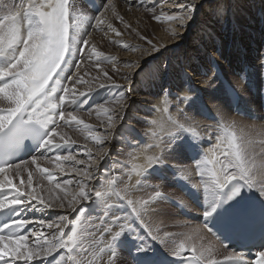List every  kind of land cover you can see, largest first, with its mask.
Returning a JSON list of instances; mask_svg holds the SVG:
<instances>
[{
	"label": "snow or ice",
	"instance_id": "snow-or-ice-1",
	"mask_svg": "<svg viewBox=\"0 0 264 264\" xmlns=\"http://www.w3.org/2000/svg\"><path fill=\"white\" fill-rule=\"evenodd\" d=\"M205 4L209 18L196 35L195 48H203L213 68L207 86L217 82L212 90L227 102L228 113L243 120H264L242 96L253 76L264 80V49L257 50L254 63L244 64L236 73L243 82L239 91L216 71L212 53L219 54V48L212 25L227 19V0H124L123 11L118 0H13L0 4V264H177V260L179 264H247L245 252L232 248L231 241L237 237L243 239L242 247L257 249L254 264H264V139L257 141L252 129L245 131L235 119L226 123L217 119L203 101L205 89L194 87L164 55L168 45L154 43L125 19L133 9L143 10L152 21L173 25V41L182 40L198 8ZM115 21L148 45V59L120 61L98 51L89 29L120 37L123 33ZM120 46L133 52L141 50L129 44ZM185 59L190 63L194 58ZM103 61H111L112 74L101 69ZM88 64L98 70L96 75L81 71ZM121 64L132 71L121 72ZM203 75L207 76V71ZM134 76L140 77L145 87L160 84L157 95L163 97L166 112L170 111V98L176 101V117H168L169 129L162 135L153 130V126L160 127L159 121L137 119V123L148 125L143 135L154 142L145 151L153 146L158 149L145 156L143 164L135 163L140 153L129 152L125 162L112 158L123 155V148L117 150L114 143L117 132L124 147L135 149L144 143L141 134L126 124ZM172 78L180 80L192 95H179L180 84L174 95L171 87L164 85ZM100 90L111 94L96 101L93 98ZM222 109L223 105L218 111ZM93 112L103 132L82 118ZM198 117L214 123L200 131ZM74 128L87 131L93 142L91 147L82 146L84 159L72 151L77 141L69 131ZM206 142H213L210 157L204 151ZM257 144L259 153L255 151ZM41 159L61 172L67 167L79 179L57 182L58 193L53 196L49 188V195H42L45 189L39 180L34 186V176L38 174L50 183L54 177L48 167L40 166ZM170 159L191 164L181 168L170 164ZM67 162H72L71 166ZM106 165L101 174L100 168ZM124 175L129 179L135 175L131 188H152V193L146 198H131L129 186L118 187ZM17 179L19 183H14ZM73 184L75 188L69 191ZM165 186L175 189V199L159 190ZM189 202L202 210L199 225L172 223L189 228L186 239L195 242L170 247L173 233L164 231L161 235V230L164 218L171 214L158 205L168 204L183 213ZM54 208L63 210L55 219L34 220L28 215ZM146 216L161 219L153 227ZM141 232L158 241L161 248L153 247ZM205 234L213 236L226 251L232 250L223 259L211 258L213 245L203 243ZM185 253L191 255L185 259Z\"/></svg>",
	"mask_w": 264,
	"mask_h": 264
},
{
	"label": "bare ground",
	"instance_id": "bare-ground-1",
	"mask_svg": "<svg viewBox=\"0 0 264 264\" xmlns=\"http://www.w3.org/2000/svg\"><path fill=\"white\" fill-rule=\"evenodd\" d=\"M248 2H251L253 17L256 20L260 19V16H262V18H263L262 22H258L259 31H256L254 29L251 22L248 24L246 30L244 31V32H246V38H247L246 42H248L249 50H245L242 42L240 41L239 36L242 33L238 30V27L236 26V24L233 23V25H231V27L227 28L224 31L220 30V29L217 30V32L221 31L222 35L228 34L225 38L230 36L234 40L237 39L233 44H232V41H229L228 44L226 45L225 52L228 53V51H229V53H228L226 60H224V62L222 61V58L224 57V47L223 46H225V43L215 39V45H216V47L219 48V54L213 53L214 57L213 56L212 57H213V59L217 58L219 63H222L221 64L222 66H221L218 63V61H216V59H215L216 64L220 68L224 69V72L226 74L225 77L227 75H229L230 73H232V68H234V62H236V64H238V60L241 59L240 64H242L243 61L245 62V64L250 63V61H254L253 58L257 54V50L264 49V42L262 43V40H264V10L262 9V6H261V0H227V3L229 5V11L227 12V16L230 17L231 19L233 18V16L236 18L245 17V15L249 16V10L247 9ZM3 3H7V2H5V0H0V4H3ZM118 3H119L120 9L122 11L125 10L124 0H118ZM165 6L168 7L167 4L163 5V7H165ZM254 7L257 8V12L255 11ZM206 8H207V4H205L204 7L198 8L197 11H202ZM261 10H263V11H261ZM109 15H111V14L109 13ZM207 15H208V11L206 12V16ZM208 18H209L208 16H207V19H205V20L203 19V17L197 18V12H196L195 18L190 22L188 27L190 28V25L194 22V20H197V19L202 20L203 21L202 24L204 25L207 22L206 20H208ZM125 19L127 21L131 22L133 28H137L139 31L146 34L150 39L153 40L154 43L167 44L168 47L170 45H172V47L169 48L167 53L165 52L164 55L166 56L168 54L167 55L168 58H170V57H178L179 58L180 57L179 58L180 61L178 64H176V62H174V60L172 59L173 65H174L173 67L175 68L176 72L180 73L181 75L186 74L187 77L190 79L191 75L195 76V74H193V72H195V70H197L198 73L203 76L202 78H204V76H205V75H203V72L207 71L208 75L205 76L207 79L204 81L203 84H200L202 86L208 81V79H211L213 68L209 64L207 59H206L207 69L203 68L197 62L196 58H194L190 63L186 61V59H185L186 56H183V52H181V51H184L181 49V47L185 41H183L182 43H181L180 39L173 41L172 36H170V34H168V32L173 27V25L166 23V21H164V20H162L160 23L152 21L150 18H148L146 16V14L143 12V10L137 11L136 9H133L131 12H128L125 16ZM224 20H221L220 25H223V23L225 22ZM114 23H115V26L123 33L122 36L117 37L115 35V33H110L108 36H105V34L103 32H98V31L93 32V30H92V36L90 37V39L93 41V43L96 44L98 51L102 52L104 54V56H106V57H113L114 56L120 61H128V60L135 61V60L140 59V58L148 59V56L146 55V52L148 51V45L144 41H141L136 36L135 32H132L130 30H125L123 25H120L118 21H115ZM231 23H232V21H231ZM163 24H165V25H164L163 30H161L160 28ZM213 29H215V28L213 27ZM186 38H187V36H186ZM121 44L133 45V46H136L138 49H141V50H138L136 52H133L131 50H123L120 46ZM192 51L195 52V49H193ZM192 51L187 50V52L189 53V55H187V56H193L191 54ZM196 52H198L199 57L205 56L203 48H201L199 51L196 50ZM237 55H238L237 60L232 62V56H234L236 58ZM101 59L103 60V58H101ZM181 66H183V67H181ZM238 67L235 68V71L238 70ZM101 69L107 70V71H109V74H112L111 73V69H112L111 61H103V63L101 64ZM119 69L121 72H131L132 71L131 69L125 68L123 66V64L119 65ZM81 71L82 72L88 71L92 75H96L98 70L96 68H94L91 64H88L85 68H82ZM232 74H230L229 76L231 77ZM195 79L200 80L201 76L195 77ZM232 79L237 80V78H234V77H232ZM134 80H135V84L133 85L134 90L129 96V103L131 104V108L128 111V119L126 120V124L130 127H134L137 131H142L144 129L148 131L149 130L148 125H145L143 123H137V119H139L140 121H148L149 123L152 120H157V121H159L160 127L157 128V127L153 126V130L157 131L158 135H162L164 131L169 129L168 117L169 116L176 117V109L174 107V105L176 103L175 99L170 98L169 105H168V107L170 108V111L166 112L164 110L165 105L161 102L163 97L157 95V93L160 91V84L158 83L155 86L145 87L144 82L141 80L140 77L134 76ZM191 82L193 84V80H191ZM124 83L127 86L126 82H124ZM177 84L181 85V91L178 93L179 95H192V93H187L183 89V84L180 80L172 78V79H166L164 81V85L171 87L174 95L177 94V91H176ZM198 84L199 83H197V85ZM214 85H215V82L212 81V87ZM212 87H209L208 91L207 90L204 91V93H207V95L206 96L203 95V99L207 103V105L210 107V110L212 109L211 112L213 111L212 112L213 115L220 117L222 115L223 109H222V111H218L219 105H218V102L216 100V97L213 96L214 91L212 90L213 89ZM235 88L238 91L242 88L239 81H238L237 87H235ZM110 94L111 93L106 91V90H100L99 94L95 95L94 98H96L97 100H101ZM207 96H208L209 100H207V98H206ZM181 106L183 107V105H181ZM114 107H116V109L119 110L118 105H116ZM82 118L84 119L86 124L91 125L93 127H96L97 130L100 132L104 131L103 128L99 127L100 120L97 119V114L95 112H93V114L91 116H88L87 114H83ZM101 118L106 120V117H103L102 113H101ZM199 121H201V119L197 118V123ZM237 121H239V120H237ZM201 122H202V124H201L200 129L203 130V127L205 126L206 123H204L203 121H201ZM239 124H240V128H243V129H244V126H250L252 128V131L255 132L254 134L261 133V131H262L260 125H256V124L248 125L247 123H245L243 121H239ZM82 128H83V126H81V129ZM109 131H115V129H110ZM84 132H87V131L75 130V128L72 129L71 131H69V135L77 141V144L73 145V146H76V151L73 154H76L77 157L80 159L85 158L82 155V146L85 144H88V146H90V147L93 146V142L91 140L90 134L83 135L82 133H84ZM119 134H120V132H117L116 141L114 142L116 147L118 146L117 143H118ZM238 134H239V130H238ZM142 139H143L144 143L141 144L140 147L135 148L132 151L134 154H136V153L141 154V158L139 160L135 161V163H137V164H143L145 156L153 155L158 151V149H156L154 151L153 147H151L149 150L145 151V148L147 147V145L153 144L154 142L148 137H142ZM256 140H259V139H256ZM108 146H109L108 144H105V147H108ZM256 150H257L256 153H258V150L261 151V149L258 147L256 148ZM94 155H95V153H94ZM210 156H211V154H209V157ZM112 158L113 159H122V162H123V155L118 156V157L114 155ZM39 164L41 167H48L51 170V172L53 174H55V176H53L54 180L51 183L46 178H41L38 174L36 176H34V186H35V182L37 180H39L41 187H43L45 189V191L41 193L42 195H49V193L47 191V189H49V188L52 189L51 194L53 196L56 193H58L59 189L55 188V184L57 182L60 184H63V181L66 179H68V180L79 179V177L75 176L74 172L67 171V167H66V170L64 172H61L60 170H58L55 167L54 164L47 163L44 160H41L39 162ZM71 164H72V162H67V166H71ZM106 167H107V165L100 168L101 174L105 173ZM129 167H131V165H129ZM208 167L211 168V165H209ZM113 175H116L119 177L120 173L114 172ZM23 178L25 180L27 179L26 173L24 174ZM97 179H99V176L97 177ZM135 181H136L135 175H133L131 179L128 178V175H124L122 177V182L118 185V187L120 189H125L126 186H129L128 195L133 199L146 198L147 195L152 193L153 189H150V188H145L142 191H139V189L131 188L130 186L134 185ZM153 182L157 183L156 181H153ZM14 183H19V180L18 179L15 180ZM91 183L93 185H95L96 180L91 181ZM73 188H75V184L70 186L69 191H71ZM166 188H169L174 193V195L176 197V191L172 187L165 186V187H162L160 189L164 190ZM37 191L39 192L40 189L38 188ZM133 191H134V193L130 194V192H133ZM162 192L164 193V191H162ZM50 210L53 211V213H54V217L52 219H55L57 214H63V210H61L59 208H54V209H50ZM173 214L175 215V213H173ZM173 214H172V216H174ZM28 215L31 219H34V220L41 219L38 212L28 214ZM154 219L155 218L148 216V219L146 218L145 220L151 226L155 227L159 223L160 218L157 220H154ZM172 220L176 221V218H175V220L171 219V221ZM154 223H157V224H154ZM170 224H171L170 218H164L165 227L161 230V235L163 234L164 231H171ZM175 226H177V225H175ZM37 229L39 230V226H37ZM30 230H31V228H30ZM45 231H46V229H45ZM179 231L183 232L185 236L183 238H178V237H176V235L173 234V239L171 240L172 242L175 243L176 240H178L179 243L185 242L186 244L195 242V240L189 242L186 239L189 232H190L189 228H185V229L179 230ZM142 235L145 237L146 240H148V241L151 240L150 237H147V234L145 232H143ZM211 241L213 242V240L210 237H208V235L205 234V240L203 241V243L205 245H207L210 242L213 246L217 247V251L214 254H212L211 258L215 259L217 257V255H219V256L221 255V258H216V259H218V260L223 259L224 255L226 253L216 243H214V242L212 243ZM57 258L59 259V257H57Z\"/></svg>",
	"mask_w": 264,
	"mask_h": 264
},
{
	"label": "rangeland",
	"instance_id": "rangeland-1",
	"mask_svg": "<svg viewBox=\"0 0 264 264\" xmlns=\"http://www.w3.org/2000/svg\"><path fill=\"white\" fill-rule=\"evenodd\" d=\"M10 1V2H9ZM5 2H7L8 4H11L12 2H13V0H5ZM16 2H18V0H16ZM261 6H262V9L264 10V0H261ZM164 8V10L165 11H168L169 9H168V7H163ZM243 9V8H242ZM247 9L249 10V16L248 15H245V17H241V18H236V17H234L233 16V18L231 19L230 17H228L227 16V19H225L224 21V23H223V25H220V22L219 23H213V27L215 28L214 29V32H215V38H216V40H219V41H221V42H223V43H225V46H223L224 47V57L222 58V61L224 62V60H226V58H227V56H228V53H229V51H228V53H226L225 52V50H226V45L228 44V42L229 41H232V44L237 40H234L232 37H227V38H225L228 34H226V35H222L221 34V31L218 33L217 32V30H226L227 28H229V27H231V25H233V23L234 24H236V26L238 27V30L242 33L240 36H239V39H240V41L242 42V44H243V46H244V48H245V50H249V47H248V42H246V32H244L245 30H246V28H247V26H248V24L251 22V24L253 25V27H254V29L256 30V31H259V28H258V22H262V20H263V18H262V16H260V19H258V20H256L254 17H253V14H252V5H251V2H248V5H247ZM254 9H255V11L257 12V8L256 7H254ZM263 10H261V11H263ZM208 10H207V8L206 9H204V10H202V11H197V18H200V17H203V19L205 20V19H207V16H206V12H207ZM206 21H208V20H206ZM231 21H232V23H231ZM166 23H168L167 21H166ZM203 23V21L202 20H199V19H197V20H194V22L190 25V28L188 29L187 28V31L186 32H184V35H183V39L182 40H180L181 41V43L183 42V41H185L184 42V44L182 45V47H181V49L182 50H184V51H181V52H183V56H187V55H189V53L187 52V50H190V51H192L193 49H195V52H191V54L193 55L192 57L193 58H196V60H197V62L203 67V68H205V69H207V63H206V58H205V56H203V57H199V54H198V52H196V48H195V38H196V35L199 33V31L204 27V25L202 24ZM190 24V23H189ZM164 25L165 24H163L162 26H161V30H163V28H164ZM189 26V25H188ZM170 32H171V30L168 32V34H170ZM170 36H171V34H170ZM186 36H187V38H186ZM264 42V40H262V43ZM232 46V45H231ZM172 47V45H170L169 47H168V49L169 48H171ZM210 47V46H209ZM193 48V49H192ZM231 48V47H230ZM259 48V47H258ZM167 53V52H166ZM168 55V54H167ZM166 55V56H167ZM171 55V54H170ZM182 56V55H181ZM212 56L214 57V55H213V53H212ZM250 57V56H249ZM180 58V57H179ZM178 57H170L169 59L171 60V64H172V66H174L173 65V61H172V59L174 60V62H176V64H178L179 63V61H180V59H179ZM237 58H238V55H237V57L235 58L234 56H232V62L233 61H236L237 60ZM216 59V61H218L217 60V58H215ZM240 62H241V59H239L238 60V64H234V68H232V71L233 70H235V68L236 67H238L239 65H240ZM255 61H250V63H254ZM218 63H219V61H218ZM220 65L222 64V63H219ZM190 72V71H189ZM233 73H235V72H233ZM193 74H195V76L194 75H191L190 76V79L191 80H193V84H196L197 85V83H199L198 84V86H199V88H201L202 89V87H204V85L206 84H204L203 86L202 85H200V84H203L204 83V81L207 79L205 76H204V78H202L203 76L201 75V74H199L198 73V71L197 70H195V72H193ZM198 76H201V79L200 80H197V79H195V77H198ZM234 78H236L235 76H233ZM235 82L232 84L234 87H237V85H238V81L237 80H234ZM198 86H196L197 88H198ZM208 91V90H207ZM212 94V93H211ZM212 110V109H211ZM213 112V111H212ZM245 127V126H244ZM83 135H85V134H89L88 132H84V133H82ZM128 157H126V159H127ZM125 159V158H124ZM134 193V191L133 192H130V194H133ZM158 207H160L161 209H163L164 211H166L167 213H170L171 214V216H170V228H171V231L170 232H172L174 235H176V237H178V238H183L185 235H184V233L183 232H181V231H179V230H183V229H185V228H181V226H179V225H177V226H175L173 223H172V221H171V219H174L175 220V216H172V214L174 213L173 211H172V209L170 208V207H168V205H166V204H163V203H161V205H158ZM174 215V214H173ZM152 218H155L154 220H157V219H159L160 217H156V216H151ZM161 219V218H160ZM176 221H177V219H176ZM154 224H157V223H154ZM194 227H196V226H194ZM182 234V235H181ZM212 242V241H211ZM158 243V242H157ZM213 243V242H212ZM180 243L178 242V240H176L175 241V243L174 242H172V241H170L169 242V246L170 247H175V246H178ZM159 246L161 247V245L159 244ZM217 251V247L216 246H213V252H212V254H214L215 252ZM216 258H218V257H216ZM215 258V259H216ZM219 258H221V257H219Z\"/></svg>",
	"mask_w": 264,
	"mask_h": 264
}]
</instances>
